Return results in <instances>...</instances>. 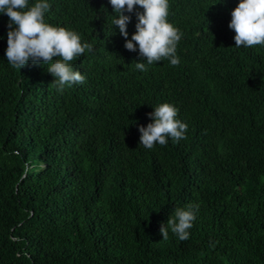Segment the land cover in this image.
I'll use <instances>...</instances> for the list:
<instances>
[{
  "label": "trees",
  "instance_id": "trees-1",
  "mask_svg": "<svg viewBox=\"0 0 264 264\" xmlns=\"http://www.w3.org/2000/svg\"><path fill=\"white\" fill-rule=\"evenodd\" d=\"M240 2L169 0L172 66L125 48L110 0H48L45 22L93 45L62 93L50 65L8 63L0 13V264H264V46L235 47ZM163 103L187 139L149 150L139 127ZM189 204V238L163 240Z\"/></svg>",
  "mask_w": 264,
  "mask_h": 264
},
{
  "label": "clouds",
  "instance_id": "clouds-1",
  "mask_svg": "<svg viewBox=\"0 0 264 264\" xmlns=\"http://www.w3.org/2000/svg\"><path fill=\"white\" fill-rule=\"evenodd\" d=\"M110 3L118 14L112 24L125 38L126 49L135 52L138 45L139 54L147 65L162 60H168L172 66L179 65L177 47L183 33L168 21L169 0H110ZM137 5L144 11L136 12V32L128 39L131 17L125 12L133 13ZM50 8L48 0H37L31 7L29 0H0V13L10 17L6 50L8 63L19 69L29 61L50 65L47 71L56 78L53 84L62 93L66 86L85 83L86 77L74 70L71 62L82 57L86 51L92 52L93 45L82 42L75 31L46 23L45 15ZM231 16L229 28L236 33V48L264 46V0H241ZM54 58L57 59L53 63ZM135 66L139 71H147L144 62ZM178 113L179 109L169 103L154 107V111L148 114L154 122L147 127H139L142 134L140 145L151 150L156 143L165 146L169 138L174 143L186 140L188 125L176 118ZM198 210V204L176 208L167 224L161 226L163 240L168 239L169 229L179 240H187L190 236L188 230L193 226Z\"/></svg>",
  "mask_w": 264,
  "mask_h": 264
}]
</instances>
